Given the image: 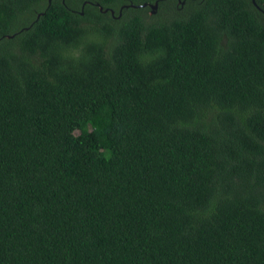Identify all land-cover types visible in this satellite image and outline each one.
I'll use <instances>...</instances> for the list:
<instances>
[{"label": "trees", "instance_id": "trees-1", "mask_svg": "<svg viewBox=\"0 0 264 264\" xmlns=\"http://www.w3.org/2000/svg\"><path fill=\"white\" fill-rule=\"evenodd\" d=\"M0 264H264V0H0Z\"/></svg>", "mask_w": 264, "mask_h": 264}, {"label": "water", "instance_id": "water-1", "mask_svg": "<svg viewBox=\"0 0 264 264\" xmlns=\"http://www.w3.org/2000/svg\"><path fill=\"white\" fill-rule=\"evenodd\" d=\"M152 6H156V4H152Z\"/></svg>", "mask_w": 264, "mask_h": 264}]
</instances>
